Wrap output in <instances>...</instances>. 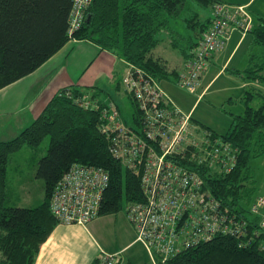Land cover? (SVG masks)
Returning a JSON list of instances; mask_svg holds the SVG:
<instances>
[{
    "label": "trees",
    "instance_id": "1",
    "mask_svg": "<svg viewBox=\"0 0 264 264\" xmlns=\"http://www.w3.org/2000/svg\"><path fill=\"white\" fill-rule=\"evenodd\" d=\"M187 2L196 9L210 8L211 15L203 22L193 12L186 20V28L196 33V41L189 37L184 48L178 49L184 65L209 28L214 7L225 3L219 0H91L81 27L69 36L72 0H0V90L36 71L72 40L86 41L113 53L157 84L170 79L177 84L180 74L169 71L150 52L159 42L157 34L167 32L170 21L180 19L187 10ZM245 10L250 15L246 7ZM231 30L251 36L252 50L246 68L231 72L251 85L242 90L236 101L240 111L229 114L230 122L223 134L198 127L210 147L220 142L233 152V164L228 172H217L208 166L199 169L203 188L229 217L228 230L179 252L165 264H264V232L258 227V217L250 212L254 199L259 196L255 194V176L250 163L264 157V20L251 24L246 32L239 28ZM168 34L175 36L171 37L170 45L177 49L179 39L183 38L174 35V31ZM123 78L118 90L122 88L130 102L132 123L121 117L126 126L136 129L140 112ZM88 91L79 86L60 90L13 139L0 141V264H34L40 246L59 224L49 207L54 188L74 164L100 167L108 173L109 184L103 193L99 216L120 212L123 202L126 206L142 201L139 177L110 154L109 139L101 132L103 108L114 104L121 115L120 108L108 98L101 99V90ZM86 101L93 102V107H83L81 102ZM46 139L49 143L45 153H39ZM25 147L34 155L37 153L33 159L37 162L34 175L44 185L42 202L29 207L15 205V193L7 184L10 157Z\"/></svg>",
    "mask_w": 264,
    "mask_h": 264
},
{
    "label": "built area",
    "instance_id": "2",
    "mask_svg": "<svg viewBox=\"0 0 264 264\" xmlns=\"http://www.w3.org/2000/svg\"><path fill=\"white\" fill-rule=\"evenodd\" d=\"M90 1L72 0L69 36L81 27ZM250 27L245 6L214 7L212 22L185 63L177 85L193 94L207 58L223 47L228 32L233 28L246 32ZM123 84L140 112L139 127L126 126L112 104L101 112V132L109 139L110 154L139 177L142 201L125 207L135 241L143 247L149 264H165L179 252L228 230L229 217L203 188L199 169L208 166L228 172L233 152L220 142L210 147L202 133L196 141L189 114L177 109L141 70L131 66ZM91 104L81 102L85 108ZM108 184L103 168L72 165L54 188L51 214L59 224L87 225L99 216ZM250 212L258 217V227L264 232L263 197L254 199ZM120 255L103 253L94 264H122Z\"/></svg>",
    "mask_w": 264,
    "mask_h": 264
},
{
    "label": "crops",
    "instance_id": "3",
    "mask_svg": "<svg viewBox=\"0 0 264 264\" xmlns=\"http://www.w3.org/2000/svg\"><path fill=\"white\" fill-rule=\"evenodd\" d=\"M219 1L232 7L245 6L250 14L252 25H255L258 20H264V7L253 6L255 0L252 2L251 0ZM210 15L211 11L205 19H202L201 15L198 14L199 21L204 22V20L210 18ZM180 32L181 33H177L174 31V35L177 34L176 36L183 38L181 40L179 39L177 49L172 48L170 45L171 37L175 36H173V34L169 36L167 32H164V35L168 34L166 44L172 51H176L179 54L176 60L168 61L150 52L153 59L162 61L169 71L173 70L178 74L182 73L184 70V59L180 55L178 49L184 48L185 44L189 42L187 40L189 37L192 38L193 42L196 41L195 32L191 31L187 36L183 35L182 31ZM244 43H248V45L246 50L243 51L245 57L241 63V67L237 69H228V64L233 60L235 54ZM250 45L251 36L249 33L243 34L239 30H230L223 47L217 51L219 54L215 55L213 53L208 60L207 66L215 61L218 64L216 65L217 70L215 73L211 74L210 79L200 91L199 95L202 94L207 86L212 84L220 73H226L240 81L239 89L241 91V96L242 90L250 86L251 82L244 81L240 76L233 75L231 72L232 70L242 72L246 68L248 64L247 58L252 50ZM102 53L115 57L120 61L121 65H124L122 74L116 77L114 76V71L111 68H107L103 80L100 78H85L87 72L95 64L96 57ZM206 67L198 83L206 78ZM129 69L130 65L123 59L111 52L101 50L92 43L86 41H69L36 71L0 90V141L13 139L41 113L43 108H45L46 104L55 94L66 87L79 86L83 89L91 88L90 90H101L105 97L102 96L108 98V101H111L109 99L120 92L118 90L119 81L126 76ZM105 80L108 81V88L104 85ZM199 95L197 98H199ZM194 104L195 102L193 105ZM111 223L115 226V237L113 239L115 242H118L117 244L111 243L107 236L104 235L109 231V225ZM123 235L124 237L121 239ZM135 238L134 228L129 223L126 215L120 216L118 213L98 216L95 220L84 226L76 224H57L46 241L40 246L34 264H93L103 253H120L122 264H149L147 263V258H142L139 262L136 259V255L134 256L132 253L127 254L138 245Z\"/></svg>",
    "mask_w": 264,
    "mask_h": 264
},
{
    "label": "rangeland",
    "instance_id": "4",
    "mask_svg": "<svg viewBox=\"0 0 264 264\" xmlns=\"http://www.w3.org/2000/svg\"><path fill=\"white\" fill-rule=\"evenodd\" d=\"M252 1L253 0H251V2ZM216 6L230 7L227 4ZM253 6L264 7V0H255ZM186 7L187 10L183 11L180 19L176 20L175 22L170 21L167 33H169V31L181 33L180 31H182L183 35L187 36L191 33V31L186 28V20L189 19L191 13L197 12L201 15L202 19H205L210 12V8L196 9L192 7L189 2H187ZM164 32L165 31H161L157 34L159 43L151 51V53L168 61L176 60V58L179 57V54L176 51H172L166 44L168 34L164 35ZM247 45L248 43H244L237 51L233 60L228 64V69H237L241 67V63L245 57L243 51L246 50ZM214 54L218 55L219 53L215 52ZM94 63L95 64L87 72L85 78H100L103 80L105 77V70L107 68H111L114 71V76L119 77L122 74V70L124 68V65H121L118 59L103 53L96 57ZM216 65L218 64L213 61V63L206 67V78H204L202 82L198 83L196 88L197 91L195 90L194 92L195 94H190L185 89L179 87L177 84H175L173 79L168 81H158V86L166 94L173 105L176 106L183 114L189 113L191 122L190 128L191 131L195 133L196 141H199L201 136V131L198 129L199 126L207 127L216 134L221 135L225 132L230 122L229 114H236L240 111L238 104L236 103L241 93L239 89L240 81H238V79L235 77L227 75L226 73H220L212 82V84L207 86V88L203 90L202 94L199 95L200 91L205 87L207 81L210 79L211 74L215 73L217 70ZM131 66L132 65H130V67ZM104 85L106 88L109 87L107 80L104 81ZM90 89L88 92H93V90H95L93 88V90ZM102 95L104 96V94H101L100 98L105 99V96L103 97ZM198 95L199 98H197ZM229 99L230 103L228 102ZM109 100L116 103V105L120 108L121 116L123 117L124 121H126L128 124H131L132 108L122 88L118 94L113 95ZM194 102L195 104L193 105ZM192 105L193 107L190 110ZM48 143L49 139H46L38 152L44 154ZM37 156V153L34 155V153L25 147L10 157L7 184L9 188L15 193V205L29 207L40 204L44 198L43 182L39 179H36L34 175L37 162L33 159ZM38 158H40V156ZM250 166L254 170L256 185L255 194L264 197V157L251 161ZM125 207V202H123V209L118 212V215L125 216V211H123ZM109 228L110 229L107 234L104 235L107 236L111 243L117 244L118 242H115L113 239L115 237V226L111 223ZM123 237L124 235L121 239H123ZM130 253L134 254V256L136 255V259L139 262L142 260V258H147L143 247H141L139 243L127 254Z\"/></svg>",
    "mask_w": 264,
    "mask_h": 264
},
{
    "label": "water",
    "instance_id": "5",
    "mask_svg": "<svg viewBox=\"0 0 264 264\" xmlns=\"http://www.w3.org/2000/svg\"><path fill=\"white\" fill-rule=\"evenodd\" d=\"M88 20V17L86 18V21Z\"/></svg>",
    "mask_w": 264,
    "mask_h": 264
}]
</instances>
